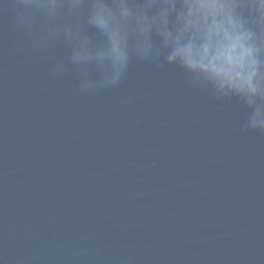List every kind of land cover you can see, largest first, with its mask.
<instances>
[{
    "label": "water",
    "instance_id": "1",
    "mask_svg": "<svg viewBox=\"0 0 264 264\" xmlns=\"http://www.w3.org/2000/svg\"><path fill=\"white\" fill-rule=\"evenodd\" d=\"M0 264H264V0H0Z\"/></svg>",
    "mask_w": 264,
    "mask_h": 264
},
{
    "label": "clouds",
    "instance_id": "2",
    "mask_svg": "<svg viewBox=\"0 0 264 264\" xmlns=\"http://www.w3.org/2000/svg\"><path fill=\"white\" fill-rule=\"evenodd\" d=\"M181 44H183V46H185L186 48H189L190 50V42H181Z\"/></svg>",
    "mask_w": 264,
    "mask_h": 264
}]
</instances>
